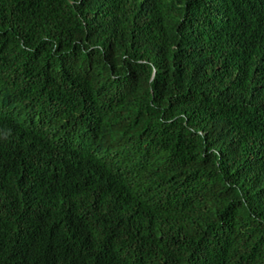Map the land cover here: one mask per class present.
Masks as SVG:
<instances>
[{
  "label": "trees",
  "instance_id": "16d2710c",
  "mask_svg": "<svg viewBox=\"0 0 264 264\" xmlns=\"http://www.w3.org/2000/svg\"><path fill=\"white\" fill-rule=\"evenodd\" d=\"M0 264H264V0H0Z\"/></svg>",
  "mask_w": 264,
  "mask_h": 264
}]
</instances>
